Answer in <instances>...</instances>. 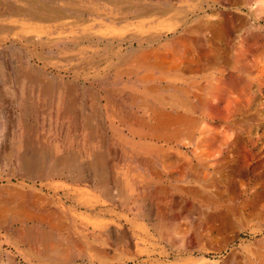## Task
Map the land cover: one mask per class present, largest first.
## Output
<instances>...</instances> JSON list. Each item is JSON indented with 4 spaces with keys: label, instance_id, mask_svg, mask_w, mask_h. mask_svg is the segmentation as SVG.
I'll use <instances>...</instances> for the list:
<instances>
[{
    "label": "rangeland",
    "instance_id": "1",
    "mask_svg": "<svg viewBox=\"0 0 264 264\" xmlns=\"http://www.w3.org/2000/svg\"><path fill=\"white\" fill-rule=\"evenodd\" d=\"M132 1L0 0V264H264V0ZM94 153L107 197L65 178Z\"/></svg>",
    "mask_w": 264,
    "mask_h": 264
},
{
    "label": "bare ground",
    "instance_id": "2",
    "mask_svg": "<svg viewBox=\"0 0 264 264\" xmlns=\"http://www.w3.org/2000/svg\"><path fill=\"white\" fill-rule=\"evenodd\" d=\"M106 1V3L108 2L109 4H113V5H118V4H127V5H129V6H133V8H135V10H136V12H137V18L138 17H142V16H144V13H143V11H144V8L142 7V5H140L138 2H133L132 0H105ZM30 4V6H31V9H29L28 11H26L25 13L26 14H30L29 16L28 15H26V16H28V18H30V19H32V20H35V21H46V22H49V21H52L53 20V18H52V16L55 14V10L53 9V8H51V7H48V6H46V5H44V4H41L40 2H38V1H34V2H30L29 3ZM13 7V6H12ZM13 10V9H12ZM25 10H27V9H25ZM20 11V10H19ZM12 12V11H11ZM57 12V11H56ZM23 15H25V14H23ZM134 18V17H133ZM16 63V62H15ZM14 63V64H15ZM20 63V62H19ZM24 65V64H23ZM22 66V65H21ZM13 68H14V66H13ZM21 69L20 70H18L17 71V73H16V80L18 81V83L20 84V86H21V88H22V90H24V89H29V93H31L32 92V88L33 87H39L40 85H41V82H40V80L35 76V75H33L30 71H28L27 69H24V68H22V67H20ZM29 68V67H28ZM7 69V68H6ZM9 70V69H8ZM33 70V69H32ZM2 71H3V69H2ZM13 71V70H12ZM2 73V72H1ZM6 73H7V71H6ZM4 75V74H3ZM13 76H15V75H13ZM40 76V75H39ZM5 77V76H4ZM6 78V77H5ZM9 78V77H8ZM14 78V77H13ZM14 78V79H15ZM10 79H11V76H10ZM2 80V79H1ZM4 81V80H3ZM7 80H5V82H6ZM42 81V80H41ZM44 81V80H43ZM9 82V81H8ZM11 82H13V81H11ZM10 82V83H11ZM16 84V83H15ZM44 85V88H45V92H50L51 93V91H47L48 90V85H46L45 83H43ZM9 85V84H8ZM11 86H12V84H11ZM42 86V85H41ZM9 87V86H8ZM15 87H17V86H15ZM57 87V86H56ZM11 89H12V87H10ZM54 88V87H53ZM58 88V87H57ZM56 88V89H57ZM62 88V87H61ZM13 90H15V89H13ZM18 90V89H17ZM54 90V89H53ZM72 90V89H71ZM74 90V89H73ZM20 91V90H19ZM57 91H58V89H57ZM61 91V90H60ZM53 92V91H52ZM67 92V94H68V98L69 97H71L72 96V94H73V91H66ZM85 92V91H84ZM89 92V91H88ZM24 93H27V91H21V95H24ZM63 93H65V92H63ZM93 93V92H92ZM9 94V93H8ZM13 94V93H12ZM11 93H10V95H12ZM32 94V93H31ZM37 94V93H36ZM35 94V95H36ZM53 94V93H52ZM67 94H65V95H67ZM86 94V93H85ZM7 95V94H6ZM14 95V94H13ZM12 95V96H13ZM51 95V94H50ZM54 95V94H53ZM57 95H58V92H57ZM144 95V94H143ZM11 96V98H14V96L12 97ZM26 96V95H25ZM58 96H60V94L58 95ZM87 96V95H86ZM9 97V96H8ZM146 97V96H145ZM21 98V97H20ZM92 98V97H91ZM150 98H152V97H150ZM23 99V96H22V98H21V100ZM26 99V98H25ZM31 99V98H30ZM52 99V98H51ZM158 99V98H157ZM36 100H38V99H36ZM43 100H44V98H43ZM90 100V99H89ZM146 100V99H145ZM11 102V101H10ZM18 102V101H17ZM20 102V101H19ZM27 102V101H26ZM47 102V101H46ZM54 102V101H53ZM67 102H68V107H67V112H68V110H72L73 109V107H74V104H73V102H72V100L69 98V100H67ZM23 103V102H22ZM33 103V102H32ZM57 105L58 104H62V102H61V99L60 98H57V101L55 102ZM34 104V103H33ZM39 104V103H38ZM43 104H45V103H43ZM42 104V105H43ZM51 104H52V102H51ZM19 105V104H18ZM54 105V104H53ZM28 105H26V107H27ZM30 106V105H29ZM39 106H40V104H39ZM48 106V105H47ZM62 106V105H61ZM33 107V106H32ZM51 107H53L52 105H51ZM55 107L57 108V106L55 105ZM36 108V107H35ZM48 108V107H47ZM50 108V107H49ZM59 108V107H58ZM57 108V109H58ZM60 108H62V107H60ZM24 109V108H23ZM80 109V108H79ZM61 110V109H60ZM63 110V109H62ZM65 110V109H64ZM55 111V110H54ZM57 111V110H56ZM55 111V112H56ZM59 111V110H58ZM76 112H78L77 111V109H76ZM69 113V112H68ZM74 113V112H73ZM72 113V114H73ZM28 114V113H27ZM26 114V115H27ZM62 114V113H61ZM75 114V113H74ZM73 114V115H74ZM58 115V114H57ZM71 115V114H70ZM65 116V115H64ZM20 117H24V116H20ZM27 117V116H26ZM25 117V118H26ZM55 117V116H54ZM58 117V116H57ZM78 117V116H77ZM24 118V119H25ZM67 118H68V115H67ZM21 120V119H20ZM27 120V119H26ZM69 120H70V118H69ZM94 120V119H93ZM66 121V120H65ZM74 121V120H73ZM20 124V123H19ZM85 124H86V128L88 129V131H90L91 132V134H92V132H94V131H91V118H88V117H86L85 118ZM22 125V124H21ZM18 126V125H17ZM84 127V126H83ZM24 128H25V126H24ZM85 128V129H86ZM67 129V128H66ZM69 129V128H68ZM10 130V132H11V130H12V128L11 129H9ZM14 130V129H13ZM25 130V129H24ZM93 130V129H92ZM20 131V130H19ZM18 131V132H19ZM85 131V130H84ZM18 132H16V133H18ZM23 132V131H22ZM30 132V131H29ZM12 133V132H11ZM14 133V132H13ZM20 133V132H19ZM18 133V134H19ZM25 133V132H24ZM27 133V132H26ZM88 133V132H87ZM97 133V132H96ZM23 134V133H22ZM68 134H69V132H68ZM22 136V135H21ZM96 136V135H95ZM19 137V136H18ZM69 138V137H68ZM20 138H18V140H14L15 142H13V143H11V145H10V147L8 148V150L6 151V152H3V154L1 155L2 157H3V159L4 160H10V159H12V157H15L14 158V160H15V162H16V165H18L19 166V168L20 169H22V171H23V173L25 174V175H30L31 173H30V171H33L32 173H34V170H35V168H33V166L35 165H33V162H34V156L33 155H31L30 156V154L28 155V153H30V152H28L27 153V148L29 147L28 146V139L27 140H24V139H21V140H19ZM67 139V138H66ZM70 139V138H69ZM68 139V140H69ZM92 140H95L96 141V139H93L92 138ZM13 141V140H12ZM71 141V140H70ZM94 141V142H95ZM84 142V141H83ZM70 143V142H69ZM91 143H92V141H91ZM8 144H9V142H8ZM30 144V143H29ZM61 145V144H60ZM81 145H82V143H81ZM84 145V144H83ZM103 145V144H102ZM7 146H9V145H7ZM61 147H63V146H61ZM60 146H59V144H55L54 143V145H53V149H52V151L54 152V153H58V155L56 156V159L54 160V162H52L53 163V165H54V167H53V169L55 168V171H57L55 174H57V175H59L58 176V178H62V175H64L62 172H60V169L59 168H61V167H72L73 166V164H75V163H73V161H74V159L73 160H70L68 157H67V152H64V150H63V148H61ZM5 148V147H4ZM101 148V147H100ZM65 149V148H64ZM67 149V148H66ZM4 150V149H3ZM62 150H63V152L65 153V155L62 153ZM86 150V149H85ZM102 150V149H101ZM5 151V150H4ZM29 151H31V150H29ZM68 151V150H67ZM88 151V150H87ZM86 151V152H87ZM34 152V151H33ZM36 152H37V150H36ZM82 153L83 152H85L84 150L83 151H81ZM41 154V155H43V150L42 149H39L38 150V154ZM88 154H89V152H88ZM45 155V154H44ZM38 156V155H37ZM46 156V155H45ZM90 156V155H89ZM73 157V156H72ZM72 157H70V158H72ZM91 157H93L92 158V160L91 161H89V163H88V168H84V169H87L88 171L87 172H84L85 170H82V169H78V168H76V166H75V168H74V170H72V172H70L68 175H66V179L68 180V181H70L71 183H75V184H77V186H79L80 184L81 185H85V184H88L90 187H92V189L94 190H97V188L98 189H100V191H101V196H103V197H107V193L109 192L108 191V189H105L104 188V186H103V184H104V182H105V180L108 178V175H107V173L105 172V170H104V162H103V160H102V154L100 155L99 153L98 154H96V153H94V155H92ZM38 159H42V157H38ZM106 159V158H105ZM51 160H53V159H51ZM41 162V161H40ZM39 164V163H38ZM51 164V163H50ZM37 166V165H36ZM51 166V165H50ZM86 166V165H85ZM39 167V166H38ZM48 168V167H47ZM51 168V167H50ZM36 169H39V168H36ZM52 169V168H51ZM51 169H49L50 171H51ZM59 169V170H58ZM41 170H43V169H41ZM21 171V170H20ZM48 171V170H47ZM40 172V171H39ZM46 171H44V173H45ZM48 173V172H47ZM52 173V172H51ZM51 173H49V175L51 174ZM53 173H54V170H53ZM35 176V175H34ZM36 176H38V175H36ZM51 176V175H50ZM65 176V175H64ZM31 177V176H30ZM39 177V176H38ZM29 179V178H28ZM41 179V178H40ZM43 179H44V177H43ZM117 179V178H116ZM33 180V179H32ZM120 180V188L122 187V189H124L126 192H127V194H125V193H123L122 192V190H119V193L117 192V194H120V198L123 200V201H125V200H127L129 197L127 196L128 194H129V192L131 191V189L130 190H128V181L122 176V177H120V179H118V181ZM29 181H30V179H29ZM116 183H117V181H116ZM118 184V183H117ZM87 185V186H88ZM130 185V184H129ZM85 187V186H84ZM89 188V187H88ZM74 191H78L79 192V194H82V193H84L85 191L83 190V189H79V190H74ZM69 192V191H68ZM132 194V193H131ZM119 196V195H118ZM131 198H132V195H131ZM135 198H136V196H135ZM135 198H134V203L136 204V210H137V213L135 214L134 213V215H136V216H138V217H142L143 218V216H144V214L143 213H141V211L140 210H138V205L140 204L138 201H136L135 200ZM137 199V198H136ZM142 201V200H141ZM122 204H123V202H122ZM2 227V226H1ZM0 227V228H1ZM43 235V234H42ZM46 238V237H45ZM44 238V239H45ZM43 241V240H42ZM56 252V251H55ZM54 253V252H53ZM54 255V254H53ZM10 259V258H9ZM1 260V259H0ZM6 261H7V263L6 264H10V262L7 260V259H5ZM11 260V259H10ZM12 262H13V260H12ZM2 264V263H1Z\"/></svg>",
    "mask_w": 264,
    "mask_h": 264
}]
</instances>
